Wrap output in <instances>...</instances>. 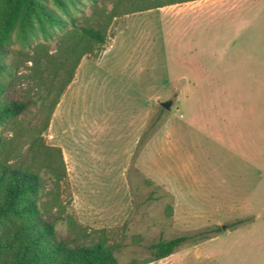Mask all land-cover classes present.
Here are the masks:
<instances>
[{"label":"crops","instance_id":"1","mask_svg":"<svg viewBox=\"0 0 264 264\" xmlns=\"http://www.w3.org/2000/svg\"><path fill=\"white\" fill-rule=\"evenodd\" d=\"M199 2V11L184 14L190 16L191 24L199 18L203 19V25L214 23L217 9L226 13L237 10V20L232 23L247 25L243 32L256 23L257 10L264 9V0H232L231 4L223 0ZM164 20L162 17L156 23L143 22L135 52L123 63L108 58L116 40L98 59L83 58L52 116L49 140L63 151L78 219L95 228L122 224L132 210L130 172L134 166L167 191L172 200L173 223L178 215L187 212L212 219L222 232L203 243L230 240L235 259L250 257L256 251L257 256L264 257V136L256 135V121H264V117L263 120L257 117L254 107L247 113H235L222 120L228 125L232 122L233 130L229 132L218 125L208 126L202 110L203 73H250L242 70L239 58H249L258 39L264 36H245L240 47L239 38L245 35L241 33L242 36L231 39L226 50L221 44L222 47L216 44L207 49L203 47V37L196 41L194 36L189 39L162 36L160 26ZM180 23L175 20L173 25ZM198 41L200 45L196 44ZM185 45L188 52H182ZM237 46L241 51L236 53L232 49ZM176 48L177 53L173 51ZM97 68L105 74L100 88L111 90V85L122 88L123 81L130 79L134 91L124 92L119 110L111 101L105 103L102 118L92 112V105L82 95ZM167 101L172 102L171 109H166L162 124L152 130L140 151V140L155 108ZM182 109L187 118L178 114ZM210 128H214L223 148H231L235 159L227 176L222 173L224 167L203 162V130ZM199 247L200 244L189 246L192 255ZM171 257L163 260L171 264ZM210 261L220 263L217 258Z\"/></svg>","mask_w":264,"mask_h":264},{"label":"rangeland","instance_id":"2","mask_svg":"<svg viewBox=\"0 0 264 264\" xmlns=\"http://www.w3.org/2000/svg\"><path fill=\"white\" fill-rule=\"evenodd\" d=\"M47 1L51 6L54 5L53 0ZM143 1L147 5H154L157 2V0H137L133 7L141 6ZM194 1L173 4L148 10V12H137L115 18L108 30V47L115 42L114 40L116 42L108 58L115 59L116 63H123L128 56L135 52L137 36L143 22L153 21L156 23L162 17L166 19L163 26H160L162 36H166V38L177 36L181 39H185L186 36L188 37L187 39L194 36L196 41L203 37V47L207 49L212 48V45L218 44L219 46H225L226 50V46L229 45L231 39L238 37L237 35L239 34L242 36L241 33L245 35L243 38H239L241 40L240 47H242L241 45L244 44L248 35L264 36V9L257 10L256 23L254 24L253 22L247 32H243V29L247 25L246 27L245 25L236 26L232 23L234 19L237 20V10H233L232 12L227 11L226 13L217 9L215 11L214 23L209 22L203 25V19L199 18L195 23L191 24L190 16H184V14L191 11H199L201 4L199 0ZM118 2L119 0H78L77 4L71 7L70 14L76 19L78 26H94L98 21H102V15L112 11ZM223 2L231 4L232 0H223ZM60 13L67 22V25L63 28L64 30L56 29L57 36L53 40L45 41L42 36H39L36 37L31 47L25 48L20 44L12 46L13 54L11 57L19 62V68L6 97L9 100L29 103L27 111L22 116L24 124L32 123L37 125L38 122L44 119L47 113V109L41 108L40 97L53 79V74L47 70L48 62L44 58L41 62L42 65L35 68L27 60V57L29 55L30 57L42 59L41 56L44 54V50L47 49L51 55H54L56 60L60 59L61 49L65 45L66 36L73 29L69 16L63 11H60ZM175 20L176 23H181L173 25ZM226 41L228 42L226 43ZM185 43L182 42L183 45ZM256 43V48L252 49L249 58H239L242 70L245 69L250 73H203L202 110L203 118L207 120L205 122L208 126L212 125L216 127L218 125L220 128L232 132V122L230 121V125H228V123L222 120L231 118L235 113H247L252 107L256 110V116L261 117L263 120L264 37L259 38ZM196 44L200 45L199 41ZM168 50L171 51L172 48ZM238 50L241 51L238 49V46L232 49L236 53ZM173 51L177 53L178 50L176 48ZM182 52H188L186 45ZM90 59L96 60L98 58L90 57ZM95 72L91 78L90 85L82 95L85 94L88 104L92 105V108L90 107L92 112L99 118H102L105 114V103L111 101L114 104V108L119 110V104L125 98L124 92H131L133 89H131L130 79L123 81L122 88L111 85L114 90L112 88L111 90L102 89L100 88V84L104 82V71L97 68ZM62 78L60 76L59 81H62ZM108 83H113V81H108ZM54 95L55 92L51 95L50 100L54 99ZM169 98L174 99L171 96ZM50 100H48V103ZM248 104L251 106L249 107ZM41 110H44L42 114L40 113ZM166 113L167 110L161 105L155 108L153 117L147 127L150 130L148 138L152 130L162 124L161 122H163L162 120ZM178 114H183L182 117L186 118L188 116L185 109L180 110ZM256 124V135L264 136V121L257 120ZM212 129L214 128L203 130V162L210 166L217 167L218 165L220 168L224 167L222 173L227 176L228 171H232L233 169L232 166L235 159L233 160L231 148H228L229 150L223 148ZM12 130L13 127L7 129L0 128L3 137L8 140L13 137ZM247 138L248 136L244 140L246 141ZM45 139L47 144L51 145L48 132L45 134ZM146 141L139 147L140 151L144 149ZM42 176L45 179L43 193L44 202L46 203L43 208L48 219L56 223L59 239L67 242L72 247L90 245L95 242L98 234L94 230L103 228L91 227L79 221L74 207L72 186L68 188L66 184H62L61 189L56 190L53 188L51 181L48 180V175L45 172L42 173ZM130 179L133 205L129 217L120 225L104 227V229L108 230L109 244L118 248L116 251L118 264H131L133 261H144L150 258L151 251L149 246L161 240H170L181 236H194L197 240L202 232L211 233L209 235L211 238L222 232H216V229L218 227L221 228V226L213 224L212 219L207 220L194 216L192 212H187L184 216L178 215L176 221L173 223L172 200L167 191L155 185L145 175L140 174L134 166L131 168ZM54 199L62 202V208H55L53 206ZM195 204L191 203L192 206ZM69 217H72L75 222L70 223ZM79 225L85 228L80 229ZM197 244H200V247L195 255H192L193 250L189 249V246L195 245L192 241L182 244L172 254L173 258H171L173 262L171 264H220L221 261L222 264H264V257L257 256L258 251L250 257L244 256L239 259L232 257L233 248L230 240L218 239L206 241L205 243L201 241ZM210 258H217V262L220 261V263H214L210 261ZM241 260L245 261L240 262ZM152 264H168V262L163 260Z\"/></svg>","mask_w":264,"mask_h":264},{"label":"trees","instance_id":"3","mask_svg":"<svg viewBox=\"0 0 264 264\" xmlns=\"http://www.w3.org/2000/svg\"><path fill=\"white\" fill-rule=\"evenodd\" d=\"M136 1L119 0L112 11L102 15V21L94 26H78L70 14L78 0H53L52 6L47 0H0V128L13 127V137L9 140L0 131V264H118V248L109 244L108 230L104 228L94 230L98 238L90 245L72 247L59 239L56 223L48 219L43 208L46 203L42 173L48 175L56 190H60L62 184L71 187L63 151L48 145L45 134L83 58H99L107 50L112 21L120 16L194 0H157L154 5L143 1L141 6L133 7ZM60 11L69 16L73 26L66 36L60 59L56 60L47 49L42 59L27 57L35 68L45 59L47 70L53 74L40 97L41 108L47 109V113L37 125L24 124L22 116L29 103L6 97L19 68V62L11 57L12 46L31 47L39 36L45 41L53 40L57 36L56 29L64 30L67 25ZM60 76L62 81H59ZM53 92L54 99L50 100ZM149 132V129L144 132L139 147L148 139ZM53 206L62 208L63 205L54 199ZM69 222L75 221L69 217ZM79 228L85 227L79 225ZM221 231L220 227L216 229V232ZM210 234L202 232L197 240L194 236L161 240L149 246L150 258L131 264L158 262L187 241L197 244L210 239Z\"/></svg>","mask_w":264,"mask_h":264},{"label":"water","instance_id":"4","mask_svg":"<svg viewBox=\"0 0 264 264\" xmlns=\"http://www.w3.org/2000/svg\"><path fill=\"white\" fill-rule=\"evenodd\" d=\"M162 107H164L165 109H171L172 107V102L171 101H167V102H163L161 103ZM223 229H225V227H223Z\"/></svg>","mask_w":264,"mask_h":264}]
</instances>
